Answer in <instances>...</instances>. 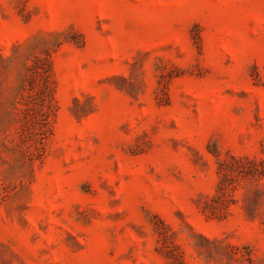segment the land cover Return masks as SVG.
Masks as SVG:
<instances>
[{
    "label": "rangeland",
    "instance_id": "374dc122",
    "mask_svg": "<svg viewBox=\"0 0 264 264\" xmlns=\"http://www.w3.org/2000/svg\"><path fill=\"white\" fill-rule=\"evenodd\" d=\"M231 158L264 163V0H0V264H264V179L202 212Z\"/></svg>",
    "mask_w": 264,
    "mask_h": 264
},
{
    "label": "trees",
    "instance_id": "16d2710c",
    "mask_svg": "<svg viewBox=\"0 0 264 264\" xmlns=\"http://www.w3.org/2000/svg\"><path fill=\"white\" fill-rule=\"evenodd\" d=\"M39 65L27 70V81L29 86V99L31 107L36 115V122L39 126L40 142L45 135L48 119L53 108V83L51 80V70L45 59L36 61ZM264 163H255L247 159L231 158V163H220L219 173L221 181L217 186L216 194L207 199L203 207V214L208 218L221 220L225 217V210L228 200L229 186L232 177L260 180L264 179ZM234 175V176H233Z\"/></svg>",
    "mask_w": 264,
    "mask_h": 264
}]
</instances>
